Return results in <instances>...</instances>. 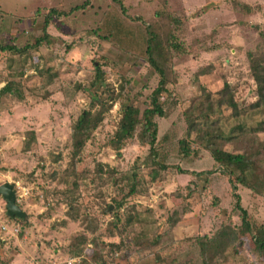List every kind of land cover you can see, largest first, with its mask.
Here are the masks:
<instances>
[{
    "label": "rangeland",
    "instance_id": "374dc122",
    "mask_svg": "<svg viewBox=\"0 0 264 264\" xmlns=\"http://www.w3.org/2000/svg\"><path fill=\"white\" fill-rule=\"evenodd\" d=\"M113 19L133 35L148 26L164 48L162 169L135 135L117 151L110 143L120 102L140 112L158 79L143 57L102 39L98 26ZM2 46L10 48L0 49V184L13 185L25 216L8 218L0 197V264L264 263L233 208L235 192L264 224V107H249L247 60L264 50V0H0ZM224 83L235 115L215 105ZM100 109L72 159V123ZM188 120L201 137L220 130L221 149L250 157L256 189L233 191L196 132L186 137L189 153L178 152ZM220 229L231 242L222 254L207 241Z\"/></svg>",
    "mask_w": 264,
    "mask_h": 264
},
{
    "label": "trees",
    "instance_id": "16d2710c",
    "mask_svg": "<svg viewBox=\"0 0 264 264\" xmlns=\"http://www.w3.org/2000/svg\"><path fill=\"white\" fill-rule=\"evenodd\" d=\"M49 13L61 14L62 12L50 10ZM45 24L46 20H44L43 27ZM98 27L100 32L99 34L103 40L110 41L113 44L123 47V51L125 53L143 57L147 65L158 75L156 85L150 90L147 96V101L140 112L138 107L133 106L127 100L126 102H120V116L110 140L111 146L117 151L123 143H125L127 138L135 135L139 145L147 146L148 156L151 158L152 164L162 169L166 167L164 164V157L160 152H157L155 147L157 146V122L155 119L157 117H164L166 114L163 99V95L166 92V77L163 64L161 62L164 55V48H161L159 35L152 31L148 26H146L141 33L139 31L138 35H133L130 28L122 25L117 19L108 21L104 20ZM46 36L47 34L43 33L40 38L35 40L34 45H38L42 39H45ZM169 37L170 36L166 38L169 46L173 49L180 50L177 43L171 39L169 40ZM7 48L9 49L10 46L0 47V49ZM247 60L248 71L255 85L254 91L256 95L255 100L249 104V107L250 109H256L260 106L264 107V50L257 53L249 52L247 54ZM6 88L7 87L5 85L2 86L0 88V93L5 91ZM227 90L228 84L224 83L222 89L217 93L218 96L215 98V105L217 108L221 105H225L235 115L237 112V106L231 95L226 97L225 92ZM101 110L102 109L95 112L90 110L82 111L72 123L70 128V153L72 159L77 157L85 141L90 137L94 128L100 123L102 119ZM201 117L202 116L199 118ZM196 123L199 122L188 120L184 137L179 138L178 141V152L181 155L189 153L188 140L186 137L188 133L196 132V136H198L199 139L201 138V140H198V143H203V147L209 151L212 160L218 165L220 171L223 172V174H226L230 182V188L233 191L237 183L251 190L256 189L258 180L253 181L250 179L253 169L250 157L242 153H232L221 149L217 144L218 139H224L220 130H214L212 133L211 131L206 132V134H204L205 137H201V135H199V132L202 131L201 125L199 126ZM237 128L241 130L242 127L241 125H238ZM176 170L186 172V170L180 168H177ZM233 197V208L236 210L240 221L238 225V232L248 234L254 252L257 255L264 257V224L257 222L249 216L246 209L241 206L237 193L233 192ZM115 204L116 206H119L120 202ZM7 217L10 218L9 216ZM220 231L221 229L216 235L208 238L207 241L210 243L214 253L219 252V254H222L224 253L225 247L230 245L231 242L224 239L221 236L222 232ZM80 237L81 240H84L83 236ZM233 239H236L234 234ZM153 240L156 241V238ZM219 246H221L223 250H218Z\"/></svg>",
    "mask_w": 264,
    "mask_h": 264
},
{
    "label": "water",
    "instance_id": "95a60500",
    "mask_svg": "<svg viewBox=\"0 0 264 264\" xmlns=\"http://www.w3.org/2000/svg\"><path fill=\"white\" fill-rule=\"evenodd\" d=\"M0 197L5 203V214L7 216L10 218H24L25 213L16 204L15 192L11 183L3 182L0 184Z\"/></svg>",
    "mask_w": 264,
    "mask_h": 264
},
{
    "label": "built area",
    "instance_id": "2783aa9c",
    "mask_svg": "<svg viewBox=\"0 0 264 264\" xmlns=\"http://www.w3.org/2000/svg\"><path fill=\"white\" fill-rule=\"evenodd\" d=\"M15 197H16V195H15ZM0 229H1V230H5V227H4V226H1ZM14 230H15V229H14ZM74 261H75V258H74V257H70V258H68V259L65 261V263H66V264H72Z\"/></svg>",
    "mask_w": 264,
    "mask_h": 264
}]
</instances>
